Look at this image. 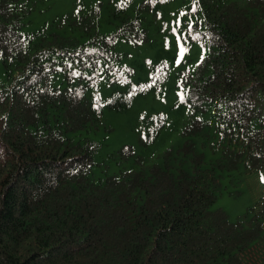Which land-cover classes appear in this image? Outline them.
I'll list each match as a JSON object with an SVG mask.
<instances>
[{
  "label": "trees",
  "instance_id": "obj_1",
  "mask_svg": "<svg viewBox=\"0 0 264 264\" xmlns=\"http://www.w3.org/2000/svg\"><path fill=\"white\" fill-rule=\"evenodd\" d=\"M39 1L0 0L10 80L0 84V264H264V192L234 220L213 208L225 177L264 171V0H188L182 48L204 54L181 72L173 107L200 116L159 162L123 144L118 159L141 167L112 172L96 159L111 130L102 108L124 112L166 77L157 53L158 65L133 78L118 40L150 41L146 20L168 0L129 9L93 0L25 33ZM167 122L148 114L141 148L156 144Z\"/></svg>",
  "mask_w": 264,
  "mask_h": 264
},
{
  "label": "rangeland",
  "instance_id": "obj_2",
  "mask_svg": "<svg viewBox=\"0 0 264 264\" xmlns=\"http://www.w3.org/2000/svg\"><path fill=\"white\" fill-rule=\"evenodd\" d=\"M93 0H40L37 4V11L30 16V22L24 27V31L30 32L38 30L43 24L62 14L86 9ZM123 6L129 9L137 0H119ZM188 0H168L157 13H152L146 20L149 40L139 45L126 44L123 40H118L117 50L123 55L128 53L127 65H133L135 72L133 78L145 75L142 69L144 64L158 65L157 53L162 54V64L166 77L159 84L157 92H150L143 97H138L130 109L118 112L107 106L102 108V116L105 120V127L111 130H104L101 135L103 144L96 151L97 163L108 165L110 172L121 167L140 168V164L135 162V157H130L120 161L117 157V150L123 144H131L136 149V156H141L146 164L159 162L164 152L162 149L180 145L183 141L181 132L186 123L190 122L192 116H200L189 112L177 111L175 105L182 89L178 82L181 79V72L185 70L193 71L198 61L204 54L199 52L194 44L191 48L183 50V35L188 23L192 20L186 13ZM46 21V23H45ZM111 26V25H110ZM103 30L112 31L101 22ZM122 61V60H121ZM146 66V70H147ZM149 68V67H148ZM105 73L101 75L99 93L103 99L110 94V87L106 82ZM148 81V80H147ZM9 78L3 68L0 57V84L9 85ZM113 91V89H112ZM160 113L167 118L168 127L163 130L157 143L141 148L137 139V131L141 128L145 117L148 114ZM205 117V115L203 116ZM85 136V134H84ZM75 140L76 138L73 137ZM95 164L93 176L98 179L101 175L100 166ZM121 163V164H119ZM264 192V171L254 170L246 172L244 170L234 172L233 176L225 177L222 187L218 191V199L213 208L222 207L227 211L231 219L243 216L249 212L250 208L256 206L260 195Z\"/></svg>",
  "mask_w": 264,
  "mask_h": 264
}]
</instances>
